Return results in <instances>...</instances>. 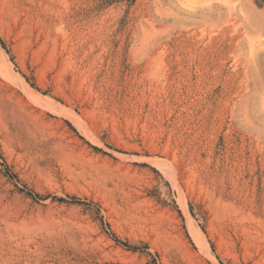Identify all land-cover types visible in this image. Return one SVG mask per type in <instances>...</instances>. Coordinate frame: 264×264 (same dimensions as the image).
<instances>
[{
    "label": "rangeland",
    "instance_id": "1",
    "mask_svg": "<svg viewBox=\"0 0 264 264\" xmlns=\"http://www.w3.org/2000/svg\"><path fill=\"white\" fill-rule=\"evenodd\" d=\"M0 264H264V0H0Z\"/></svg>",
    "mask_w": 264,
    "mask_h": 264
}]
</instances>
